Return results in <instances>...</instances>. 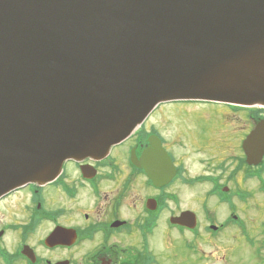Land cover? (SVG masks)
<instances>
[{"label":"water","instance_id":"95a60500","mask_svg":"<svg viewBox=\"0 0 264 264\" xmlns=\"http://www.w3.org/2000/svg\"><path fill=\"white\" fill-rule=\"evenodd\" d=\"M178 101L264 107V0H0V199L105 158ZM255 124L242 146L257 165ZM147 153L133 161L151 174Z\"/></svg>","mask_w":264,"mask_h":264},{"label":"flooded vegetation","instance_id":"af4514ba","mask_svg":"<svg viewBox=\"0 0 264 264\" xmlns=\"http://www.w3.org/2000/svg\"><path fill=\"white\" fill-rule=\"evenodd\" d=\"M162 107L155 108L152 115L159 113ZM220 108L223 109L215 107L214 111L204 114L225 123L226 129L221 131L224 141H230L232 135V130L226 126L230 117L236 119L239 112L247 115L246 124L250 129L248 126L246 136L262 117L254 114L253 107L225 105ZM202 112L198 114L203 115ZM198 131L206 134L207 128ZM166 138L158 122L146 120L129 138L114 145L105 158L68 160L52 183L42 186L29 183L2 196L0 264H168L174 254L171 248L175 239L170 236L175 229L188 242L192 253L183 254L186 261L191 258L193 264H206L210 256L199 249V243L193 245L191 240H202L205 236L219 239L232 227L240 229V236H236L234 242L247 248L249 260L239 259L235 243H231L233 250L227 257L223 256L225 263L264 264V232L250 233L252 228L248 227L247 219L234 212L238 207L233 194L239 198L241 194L229 186L238 179L240 163L246 164L244 178H257V169L247 163L243 149L244 156L239 162L230 144L224 146L222 141H215L209 146L206 142L210 140L204 139L197 149L211 154L210 170L217 173L191 178L185 175L187 169L180 161L181 155L176 154L177 148ZM144 153L155 168L151 174L133 161L135 156L141 161ZM160 157L164 164L158 163ZM212 157H216V161ZM225 173L229 174L228 180ZM196 181L212 185L209 196L217 199L215 205L229 210L223 220L217 222V216L208 209L209 202L204 205L206 216L203 218L182 206L176 185L186 188ZM261 189L264 191V187ZM214 209L222 215L218 208ZM187 211L197 216L194 229L183 222H174V218ZM202 225L205 233H200ZM157 233L164 236L161 250L155 249L153 243ZM179 253L177 251V258L173 260L176 264H185L184 256Z\"/></svg>","mask_w":264,"mask_h":264},{"label":"rangeland","instance_id":"374dc122","mask_svg":"<svg viewBox=\"0 0 264 264\" xmlns=\"http://www.w3.org/2000/svg\"><path fill=\"white\" fill-rule=\"evenodd\" d=\"M162 109L159 113H155L151 117H149V121L158 122L159 127L163 130L165 136L171 145L176 149L177 156L181 155V160L185 165V175L190 176L191 178L197 177L200 175H214L213 173H217L216 170L211 171L212 159L211 154H204L202 150H198V147H201L204 139L210 140L206 142L211 145L215 141L220 142L225 145H231L233 149V154L238 156L239 162L241 156H244V153L241 148L242 139L246 137V132L250 129V126L246 123L247 115L243 114V112H239V117L231 118L226 124L229 129L232 130V135H230V141L221 140L222 135L221 131L225 130V123L221 122L220 119H212L208 111H214L215 107L219 109L222 105L217 102H173L171 104H161ZM203 111V112H202ZM198 112H202L203 115L198 114ZM247 112V111H246ZM194 116V117H193ZM195 117L198 120L195 121ZM213 120H211L210 118ZM249 126V129H248ZM206 129L207 133H198V129ZM231 149V150H232ZM211 152V151H210ZM240 156V157H239ZM213 158V157H212ZM216 161V157L213 158ZM203 160V163L200 161ZM239 175H237V180L230 182L229 186L232 187L237 193L241 194V198L237 197V194H233L236 198L237 209L234 212L246 218V223L248 227L252 228V232L260 234L264 232V191L261 189L262 182L258 178H244V172H246V164H239ZM264 168V167H263ZM247 173V172H246ZM245 173V175H246ZM256 173V170H255ZM226 180L229 179V174H224ZM264 179V172L261 175ZM240 183H239V182ZM201 182V183H200ZM195 182V184H191L190 187H181L176 185L175 190L179 193V200L182 202V206L185 208H190L196 212L201 218L206 216V210L204 211V205L209 202L208 209L217 216V222L223 220V218L227 215L228 211L225 207H217L215 205L217 199L213 196H209L211 184L206 183L207 181ZM238 188V190H237ZM244 194L245 197H242ZM210 197V198H209ZM215 205V207H214ZM214 208H218L222 215L220 216L219 211H215ZM229 209V208H228ZM204 224L205 221L203 220ZM203 225L201 226L200 233H205L202 230ZM173 232V231H170ZM174 234H171L170 239H175L174 246L171 248L174 252L173 257H171L168 262L165 259L164 262L168 264H176L175 259L177 258V251L180 252L179 255H192L189 251L187 244L188 242L185 239L179 236L177 229L174 230ZM221 238L217 239H209L208 236H205L204 239H192L193 245H197L199 243V249H202L207 256H210V260H207L206 264H226L223 256H228L231 254L230 249L232 246L231 243H235V253L238 258L246 262L245 258H249L247 254V248L244 247L240 242H234L236 236H240V229H236L234 227L229 228L225 232ZM14 238V237H13ZM153 240L155 243V249L161 250L164 245V236L161 233H157L154 235ZM53 256V254H51ZM161 256V255H160ZM184 256V255H183ZM222 257V258H221ZM52 259L51 257H47ZM174 258V260H173ZM185 261L186 257L184 256ZM189 258V257H188ZM228 259V258H226ZM249 260V259H248ZM184 261V262H185ZM187 264L192 263V259L189 258ZM185 262V264H186ZM194 263L197 261L194 260ZM193 264V263H192Z\"/></svg>","mask_w":264,"mask_h":264},{"label":"trees","instance_id":"16d2710c","mask_svg":"<svg viewBox=\"0 0 264 264\" xmlns=\"http://www.w3.org/2000/svg\"><path fill=\"white\" fill-rule=\"evenodd\" d=\"M254 111H255L254 114L256 116H262V117L264 116V108H255ZM262 173H263V170L261 172H259L258 176L262 175Z\"/></svg>","mask_w":264,"mask_h":264}]
</instances>
